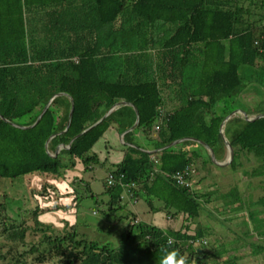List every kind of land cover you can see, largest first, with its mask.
Listing matches in <instances>:
<instances>
[{"label": "trees", "instance_id": "16d2710c", "mask_svg": "<svg viewBox=\"0 0 264 264\" xmlns=\"http://www.w3.org/2000/svg\"><path fill=\"white\" fill-rule=\"evenodd\" d=\"M248 68L258 71L264 86V0H0V179L33 174L61 179L75 160L84 172L93 170L102 165L90 154L93 145L109 127L127 131L135 122L134 108L138 113L134 129L123 134L130 146L108 169L114 183L108 187L106 180L107 202L100 207L103 215L125 220L118 243L113 247L84 239L76 223L64 235L55 232L37 220V208L31 213L32 229L40 235L30 243L24 240L27 228L17 229L3 209L2 231L20 245L7 253L9 261L29 264L26 256L35 254V264L55 257L61 264H159V249L172 237L173 247L190 256L191 264H207L208 259L209 264H221L216 258L224 251L205 250L199 242L206 229L189 225L200 219L205 205L194 188V165L215 164L200 149L163 147L195 139L215 154L219 145L225 150L219 127L231 112L233 98L246 89ZM53 96L35 125H13H32ZM71 101L72 115L64 130ZM118 102L125 104L80 134ZM253 111L264 113V105ZM233 119L237 125H228L230 119L224 129L233 147L227 165L235 170L238 158L252 155L256 165L246 175L264 176V117ZM136 134L145 146L139 145ZM184 170L187 187L173 176ZM73 181L69 196H75L77 207L78 188L89 187L81 177ZM125 188L131 203L142 200L152 213L163 210L179 225L159 228L137 220L121 206ZM227 189L223 196L239 211L237 184ZM247 220L251 227L244 235L264 241V219L250 211ZM241 223L247 225L245 219Z\"/></svg>", "mask_w": 264, "mask_h": 264}, {"label": "rangeland", "instance_id": "374dc122", "mask_svg": "<svg viewBox=\"0 0 264 264\" xmlns=\"http://www.w3.org/2000/svg\"><path fill=\"white\" fill-rule=\"evenodd\" d=\"M253 76L255 77L251 76L248 79H244L243 83L246 85V89L244 90L245 97L239 94L237 97L233 98L229 105V109L231 110L230 114L235 110L236 112L242 111L244 113H249L255 110V108L260 105V102L264 105V86L260 85V74L258 71H255ZM247 93L251 96L249 98L251 101L247 99ZM251 104H253V108H249ZM171 106L172 105H170V107ZM220 106L221 105L215 106L213 111L218 113ZM236 112L233 114H237L239 117L235 118L242 119L245 117L242 112ZM208 117L209 114L206 115V119ZM247 117L250 118L252 116L248 115ZM228 120H230L228 125H237V121H235L233 117H230ZM108 135L109 133H107L106 136ZM223 136L225 137L226 135L223 133ZM112 142H115L114 146L118 149L116 151L117 153H113L114 150L110 152L112 153V159H115L120 155L119 153H121V151H119V148L122 146L118 136L114 137ZM112 142L109 141L107 144H111ZM198 146V149L205 154L206 148H203L202 145ZM104 149V139L100 138L91 148L90 154L94 152L100 154V152H104ZM125 149L126 147L124 151ZM124 151H122L123 154ZM97 157L99 158V156ZM223 158V161H227L229 159V153ZM217 162L220 163L222 161ZM238 162L239 164L236 165L235 170L231 169L228 165L227 169L222 166H215L216 164L211 168L208 165H206V168L202 167L200 163L194 165L196 172L194 181L197 180L194 188L197 189L198 193L204 194L206 190H215V187L222 191L232 184H237L240 197L242 198V206L239 211H233L235 205L230 203L224 204V200L215 192L213 196H207V198L211 200L205 204L208 205L206 207H208L215 217H212V214L207 210L205 211L207 213L202 214L198 221L197 219L192 220L189 225L192 228L203 227L206 229L203 237L207 242V244L204 245L205 250L214 252L220 249L224 251L216 258V262L228 264L226 262L229 259L235 258L236 264H264V249L259 251L257 247H254V250H252L250 246L251 243H253V245L259 244L264 246V241L258 239L255 234L245 236L243 233L246 228L250 229L251 227L250 222L247 220V215L250 211L258 213V216L264 219V201L254 206L251 205L252 202H257L259 197H264V176L251 178L246 175L247 173H245V171L249 172L256 165V160L252 155H248L245 158L240 157L238 158ZM110 166L108 160L103 165H96L93 170L84 172L80 163L75 160V166L72 169H65L61 179H55L50 175L35 174L20 176L15 179H0V204L3 206L0 208V211L4 209L3 215L6 214L17 229L23 227L27 228L24 240L30 243L35 242L40 235V232H35L32 229V227L35 226V216L31 213L37 208V220L44 224L51 225L55 232L64 235L70 229V226L76 223V229L80 237L102 243L108 242L114 247L116 243H118L119 233L122 231L125 220H113L112 213L105 216L100 212V207H105L104 205L107 202V195L104 193V185L109 176L108 169ZM222 168L226 170L220 171ZM207 176L211 177V180L208 179ZM76 177H81L83 182L88 184L89 187V190L86 188L84 189L83 186L78 188L77 207L76 204H74L75 196H69V193L73 189L71 182H74L73 180L76 179ZM207 181L211 183H207ZM52 184L56 187V193H54L55 191L51 187L46 188V186H53ZM43 188H45V190H43ZM35 193L37 195H35ZM65 194L68 195V197ZM34 195L37 198L35 201L33 199ZM48 208L55 209L48 210ZM215 208H217L216 211L213 210ZM125 209L135 212L143 222L147 223H150V221L142 217L145 213L140 210L143 209L144 212L148 210L146 214L150 216L154 215V213L149 211L148 206L142 200L138 203L136 202L134 207H127ZM117 213L118 212L115 214ZM158 213L159 214L154 215L153 223L171 228L170 223L167 222L170 216L166 215L163 210ZM158 219L162 224L159 223ZM242 219L246 220L248 226L241 223ZM172 222H174V226L176 221ZM178 225L179 223L176 224L175 227ZM18 243L17 238H15V240L9 239L2 231V226L0 225V254L3 256L6 255L5 259H0V264H13L9 261L10 255H7V253L19 249L20 245H18ZM34 256L35 254H28L26 256V260L29 264H35L33 263ZM211 259H215V257L212 256ZM210 261L209 259L207 260V262ZM42 264H61V260L58 257L50 258Z\"/></svg>", "mask_w": 264, "mask_h": 264}, {"label": "crops", "instance_id": "0c3cea01", "mask_svg": "<svg viewBox=\"0 0 264 264\" xmlns=\"http://www.w3.org/2000/svg\"><path fill=\"white\" fill-rule=\"evenodd\" d=\"M247 71L249 72V77H254L253 76V73H255V69L254 68H248L247 69ZM242 96H244L245 95V92L244 91H242L241 93H240ZM245 97V96H244ZM246 97H248L247 99L248 100H250L249 98L251 97V96H249V93H247L246 94ZM262 97H263V95H262ZM264 98V97H263ZM251 101V100H250ZM260 104H262V102H260ZM263 105V104H262ZM249 108H253V104H251L250 105V107ZM242 112V111H241ZM240 111L239 112H236V113H241ZM243 113V115L245 116L244 118H239L240 120H244V121H247L246 120V118H248L247 116L248 115H251V116H257V115H260L259 113H256L255 111H250L249 113H244V112H242ZM231 117H239L237 114L236 115H232ZM228 121V119L223 123V126H222V132L224 133V129H225V125H226V122ZM134 129V128H133ZM132 129V130H133ZM219 129H220V127H219ZM107 133H109V135L108 136H106L107 135ZM116 134H117V136L119 137V139H120V144H121V146L122 147H120L119 148V151H121V153H119L120 155L119 156H117L115 159H112V157H111V154L112 153H110L112 150H114V152L113 153H117L116 151L118 150L115 146H114V144H115V142H112L113 140H114V137H117L116 136ZM138 139V143H139V145H141V146H145L146 145V143L145 142H143L142 141V139H140V136H139V134H136L135 135ZM102 139H104V142H105V149H104V152H100V154H96L95 152V154L97 155V156H99V158H98V161H99V163L100 164H102L103 162L105 163L106 161H108L109 160V164L112 166V165H114V164H117V163H119L120 161H121V159H122V156H123V153H122V151H124V148L125 147H127V146H130V144L129 143H127V142H124L123 141V134L122 133H119L118 131H116V129L114 128V127H109L106 131H105V133L102 135V137H101ZM109 141H111L112 143L111 144H107ZM224 142V141H223ZM175 144H181L182 145V148H186L187 150H189V151H193V150H197L198 149V145H201V144H198V142H196V141H194V140H191V139H181V140H178L176 143H174L173 145H175ZM224 145H225V150H224V148H223V146H221V145H219L217 148H218V151H216V154H215V152H213V150H212V153L215 155V158H216V160L217 161H222V162H224L223 160H224V158H222V157H226L227 156V154L229 153V151H228V148H227V145L225 144V142H224ZM203 148H204V146H203ZM206 148V147H205ZM142 149V148H141ZM145 150V149H144ZM145 151H153V150H151V149H146ZM223 151L225 152L224 154V156L222 155V153H223ZM201 154H204L203 153V151H201ZM204 155H209V157H210V160L212 161V156H211V152H210V150H208V148H206V150H205V154ZM221 162V163H222ZM103 163V164H104ZM211 163H213V162H211ZM102 164V165H103ZM207 165L211 168L212 166H213V164L211 165L210 163H207ZM82 166V165H81ZM216 166H222V167H224V168H226L227 169V164L226 165H220V164H216ZM214 167V166H213ZM225 169V170H226ZM225 170H223V168L222 169H220V171H225ZM194 176H195V178H196V173H194ZM207 178L208 179H210L211 180V177H208L207 176ZM207 183H211L210 181H207ZM229 188V187H228ZM215 190H206V192H204V194H200V193H198V192H196L197 194H200V195H203L204 197L202 198V200H204V202H205V204L207 203V202H209L211 199H209V198H207V196H213L214 194H215V192H217L218 194H219V196L224 200V204H228L229 202H230V200L228 201V199L227 198H225L224 196H223V193H225V192H227V188H224L222 191L221 190H219V189H217L216 187L214 188ZM197 190V189H196ZM72 192V191H71ZM210 192H213L212 194L210 193ZM206 194V195H205ZM221 194V195H220ZM66 195V194H65ZM239 195H240V193H239ZM67 197H68V195H66ZM261 197H263V196H261ZM207 201H206V200ZM263 201L264 200H262V203H263ZM139 202V201H138ZM137 202V203H138ZM134 203V202H133ZM129 203L127 206H126V208L127 207H134V205H136V203ZM206 206H208V205H204V208H203V212L204 213H207V212H205V211H207V210H209L208 209V207H206ZM129 209V208H128ZM213 210H217V208H215V209H213ZM131 211V210H130ZM141 212H143V213H145L144 215H142V217L143 218H146V219H148L149 221H150V223H148V224H151V225H154V226H157V227H159V228H166V226H164V225H157V224H154L153 223V220H154V215H156V214H159L158 212L157 213H154V215H152V216H150L149 214H146L147 212H148V210H146L147 212H144L143 211V209H141L140 210ZM150 211V210H149ZM135 216H136V218H137V220H141L140 219V217H138L137 216V214L135 213V212H133V211H131ZM151 212V211H150ZM209 213H211L212 214V217H215L214 215H213V213L209 210L208 211ZM152 213V212H151ZM158 221H159V219H158ZM167 221V220H166ZM172 221H175V219H172V218H170L167 222H169L170 223V227H175V225H176V223H175V225L173 226V224H174V222H172ZM147 223V222H146ZM159 223L160 224H162L160 221H159Z\"/></svg>", "mask_w": 264, "mask_h": 264}, {"label": "water", "instance_id": "95a60500", "mask_svg": "<svg viewBox=\"0 0 264 264\" xmlns=\"http://www.w3.org/2000/svg\"><path fill=\"white\" fill-rule=\"evenodd\" d=\"M55 96H53L48 102H47V104L43 107V109L41 110V112H40V114L38 115V117H37V119L35 120V122L32 124V125H30V126H18V125H15V124H13L14 126H16V127H20V128H26V127H31V126H33V125H35L37 122H38V120L40 119V117L42 116V114L45 112V110L47 109V107L49 106V104L51 103V101L53 100V98H54ZM120 104H125L124 102H118V103H116V104H114L101 118H99V120H97L94 124H92L91 126H89V127H87L85 130H83L80 134H82V133H84V132H86L88 129H90L91 127H93L95 124H97V123H99L103 118H105L109 113H111L115 108H117L118 107V105H120ZM134 108V107H133ZM72 110H73V103H72V101H71V107H70V111H69V114H68V119H67V123H66V127H65V129L64 130H66L67 128H68V126H69V122H70V119H71V115H72ZM134 111H135V122H134V124L132 125V127L131 128H129L127 131H130V130H132L134 127H135V125L138 123V113H137V110L134 108ZM236 112V110L235 111H233L231 114H229L227 117H225L223 120H222V122H221V125H220V129H219V134H220V137L222 138V140L225 142V144L227 145V148H228V151H229V159L227 160V161H225V162H223V163H218L217 162V160H216V158H215V155L212 153V150L204 143V142H202V141H200V140H195V139H192V140H194V141H196V142H198L199 144H201L202 146H204V147H206V148H208V150H210V152H211V156H212V161H213V163H215V164H220V165H226V164H228L229 163V161L231 160V158H232V154H233V147L229 144V142H228V140H227V138H225L224 136H223V132H222V126H223V123L227 120V119H229L232 115H234L233 113H235ZM261 117H264V113H262V114H260V115H257V116H252V117H250V118H246V120L247 121H253V120H255V119H258V118H261ZM127 131H125V132H127ZM124 132V133H125ZM124 133H122V134H124ZM80 134H78V135H80ZM52 137V136H51ZM72 141V140H71ZM70 141V142H71ZM48 142H49V139L47 140V142H46V144H45V147H47V144H48ZM69 142V143H70ZM177 141H174V142H172V143H170V144H168V145H166V146H164L163 148H167V147H169V146H172L174 143H176ZM62 147H65V148H68L69 147V144L67 145V146H63V145H60V146H58L57 147V149H56V151H55V153H57L58 151H59V149L60 148H62ZM151 152V151H150ZM153 152V151H152ZM54 153V154H55ZM55 155H53L52 154V157H54Z\"/></svg>", "mask_w": 264, "mask_h": 264}, {"label": "clouds", "instance_id": "9594fccd", "mask_svg": "<svg viewBox=\"0 0 264 264\" xmlns=\"http://www.w3.org/2000/svg\"><path fill=\"white\" fill-rule=\"evenodd\" d=\"M62 148H65V147H62ZM62 148H60V149H62ZM146 152L152 153L150 151H146ZM50 155L52 156V154H50ZM152 158L153 157H151V159ZM52 187H53V189L55 191L56 187L54 185ZM127 194H128L127 193V189L125 188L124 193L122 195L121 206H125V204L127 206L131 202L130 201L131 199L128 197ZM126 206H125V208H126ZM173 244H174L173 238L172 237H167L165 246L160 247V249H159V251L161 253V255L159 257V264H191L190 256L182 254L179 251V249H176V248L173 247ZM197 249H199V248H197ZM207 264H209V263L207 262Z\"/></svg>", "mask_w": 264, "mask_h": 264}, {"label": "built area", "instance_id": "2783aa9c", "mask_svg": "<svg viewBox=\"0 0 264 264\" xmlns=\"http://www.w3.org/2000/svg\"><path fill=\"white\" fill-rule=\"evenodd\" d=\"M156 128H158L156 126ZM155 171V169H154ZM188 172L186 170L184 171H180V172H176L173 176H174V180L180 185V186H189V183L186 181V176H187ZM114 183V178L112 177L111 174H109L108 178H107V186L110 187L112 184ZM122 185V184H121ZM124 186V185H123Z\"/></svg>", "mask_w": 264, "mask_h": 264}, {"label": "bare ground", "instance_id": "6f19581e", "mask_svg": "<svg viewBox=\"0 0 264 264\" xmlns=\"http://www.w3.org/2000/svg\"><path fill=\"white\" fill-rule=\"evenodd\" d=\"M127 130H128V129H127ZM191 140H192V139H191ZM198 144H199V143H198ZM165 176H166V175H165ZM166 177H167V176H166ZM170 177H171V176H170ZM167 178H168V177H167ZM173 181H174V180H173ZM188 183H189V182H188ZM175 184H176V183H175ZM178 185H179V184H178ZM178 185H177V186H178ZM199 242L202 243V245H206V244H207L206 240L203 239V237L199 239Z\"/></svg>", "mask_w": 264, "mask_h": 264}]
</instances>
